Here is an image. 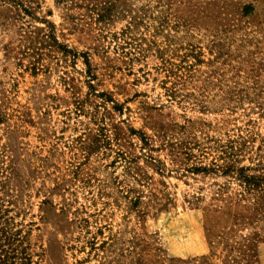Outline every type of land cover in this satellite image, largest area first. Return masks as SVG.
<instances>
[{
    "label": "rangeland",
    "instance_id": "1",
    "mask_svg": "<svg viewBox=\"0 0 264 264\" xmlns=\"http://www.w3.org/2000/svg\"><path fill=\"white\" fill-rule=\"evenodd\" d=\"M0 226L29 264H264V0H0Z\"/></svg>",
    "mask_w": 264,
    "mask_h": 264
},
{
    "label": "trees",
    "instance_id": "2",
    "mask_svg": "<svg viewBox=\"0 0 264 264\" xmlns=\"http://www.w3.org/2000/svg\"><path fill=\"white\" fill-rule=\"evenodd\" d=\"M16 235L17 232L0 226V264H29L27 258L20 255Z\"/></svg>",
    "mask_w": 264,
    "mask_h": 264
}]
</instances>
